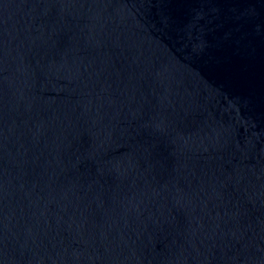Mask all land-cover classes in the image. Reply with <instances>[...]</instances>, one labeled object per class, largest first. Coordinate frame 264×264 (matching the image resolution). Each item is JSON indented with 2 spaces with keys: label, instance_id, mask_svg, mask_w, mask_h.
Listing matches in <instances>:
<instances>
[{
  "label": "water",
  "instance_id": "1",
  "mask_svg": "<svg viewBox=\"0 0 264 264\" xmlns=\"http://www.w3.org/2000/svg\"><path fill=\"white\" fill-rule=\"evenodd\" d=\"M0 264H264V0H0Z\"/></svg>",
  "mask_w": 264,
  "mask_h": 264
}]
</instances>
